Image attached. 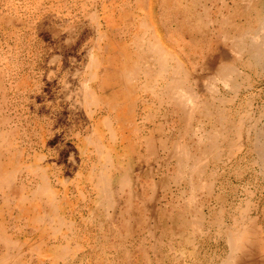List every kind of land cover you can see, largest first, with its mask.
Returning a JSON list of instances; mask_svg holds the SVG:
<instances>
[{
  "label": "bare ground",
  "instance_id": "6f19581e",
  "mask_svg": "<svg viewBox=\"0 0 264 264\" xmlns=\"http://www.w3.org/2000/svg\"><path fill=\"white\" fill-rule=\"evenodd\" d=\"M136 1V13L126 15H130L129 32L133 29L130 40L119 47L110 44L114 53L105 55L106 59L99 56L95 42L100 43L107 28L100 29L99 15L90 13L96 34L87 49L88 60L80 77L75 74L64 80L63 96L88 120L89 132L82 138L80 156L69 152L67 158L72 165L81 166L84 159L89 163L88 173L81 179L93 199L88 215L80 221L93 227L95 235L89 242L84 233L78 238L81 225L66 210L60 211V195L52 189L43 164L21 158L22 149L12 140L16 130L9 131L3 116L0 149L13 150L15 157L0 172V194L12 195L10 203L18 219L24 218L31 230L59 242L55 249L50 247L52 252L44 251L51 264L56 258L65 259L66 264L83 259L80 252L83 255L86 238L101 254L106 255L111 247L113 259L118 251L122 262L139 249L145 255L150 236L161 227L159 222L154 227L152 217L167 214L164 199L178 208L169 215L172 223L162 224L167 243L179 233L192 245L196 238L212 236L222 239L227 250L211 256L207 264H262L263 257L255 253V230L248 209L240 202L227 203L225 187L217 182L225 171L242 173V160L264 171V103L255 105L258 99L250 92L254 81L264 78V0H220L214 17L210 0H188L185 8L179 0H174L175 7L170 0H161L162 19L176 22L167 34L150 20L152 0ZM213 36L218 41L214 47ZM96 79L98 86L92 84ZM138 107L142 109L140 121L132 117ZM163 118L166 124L162 126ZM162 128L166 129L165 139L160 136ZM134 156L157 166V175L148 176L140 192L132 185ZM75 172L80 174L78 168ZM76 184L83 188L79 181ZM233 193L238 196L237 190ZM110 236L115 238L113 242ZM18 240L0 231V243L9 251L0 259L2 264H15L27 248ZM107 257L100 260L98 255L95 264L116 263ZM174 257L177 264L186 259L182 251ZM147 261L144 264H153L152 259ZM159 262L156 258L155 263Z\"/></svg>",
  "mask_w": 264,
  "mask_h": 264
},
{
  "label": "rangeland",
  "instance_id": "374dc122",
  "mask_svg": "<svg viewBox=\"0 0 264 264\" xmlns=\"http://www.w3.org/2000/svg\"><path fill=\"white\" fill-rule=\"evenodd\" d=\"M182 1L181 3L179 0V4L185 8L188 0ZM170 2L174 7L177 6L174 0H170ZM219 2L220 0L208 1L212 17L215 16ZM137 3L139 4L136 0H0V118L2 116L5 118V126L9 131L16 130L12 140L17 147L22 149L21 158L29 163L40 162L43 164L46 174L50 178L52 189L60 195L62 202L60 211L66 210L65 214L71 216L78 227L81 225L77 229L78 238L84 233L88 236V242L96 231L87 222H82L80 219L82 217L84 219L88 215V205L93 199L91 189L86 187L81 179L83 175L84 177L87 175L89 163L84 159L81 166L72 165L68 163L67 158L69 152L76 157L80 156L82 138L86 137L89 132L88 120L86 114L77 110L63 96L64 80H71L70 78H73L75 74L80 77V70L88 60L87 49L95 40L96 34V25L91 21L90 13L95 11L96 15H99L97 22L98 27L101 26L100 29L105 30L107 28V32L100 43L99 40L95 42L99 56L101 59H106L108 56L112 57L114 53L113 49L111 51L109 49L110 44L114 48L115 45L116 47L123 46L130 40L133 29L129 32L131 28L128 27V18L136 13L134 9ZM160 3L161 0H152L149 17L155 28L163 34H167L168 30L176 27V22L162 19ZM128 14L130 15L126 17ZM210 42L213 47L218 43L215 36L210 37ZM189 67L190 62L188 60L187 68ZM101 75L100 71L98 77ZM204 78L201 77L202 80ZM257 79L254 81V87L251 88L252 90L250 89V92L252 96L254 92L255 100L258 99L255 105H260L262 102L264 103V78ZM202 80L198 81V85L202 84ZM96 83L98 86L97 79L92 81L94 86ZM141 111V107L135 108L132 117L140 121ZM165 124L166 120L162 126ZM165 131L162 128L160 133L164 139L166 137ZM160 149L158 148V154L162 152ZM12 154L13 150L10 152L5 150L4 152L0 149L1 173L10 167V160L13 162L15 154ZM133 161L132 185L135 190L140 192L144 183L147 182L148 176L155 174L157 166H154L152 160H148L146 164L141 156H134ZM153 161L157 165V161L155 159ZM241 163H243L240 167L241 174L235 173L234 170L225 171L224 174L220 173L217 183L223 184L225 187L224 198L228 197L227 203L230 201L240 202L244 208L248 209L249 220L255 230L252 235L253 242L257 247L255 253L257 255L260 253L263 261L264 171L260 170L258 165H251L245 160H242ZM136 165L140 166L137 167ZM77 168L80 171L78 176L75 172ZM78 181L83 186L82 189L78 188L76 184ZM127 190L128 188L124 189V191ZM233 190H237V197L234 193L232 194ZM120 193L122 195L124 192L121 191ZM0 197H2V199L0 198V224L2 225L0 231L9 238L20 239L18 241H23L27 247L20 252L15 264H51L48 262L50 261L49 258L45 259L44 251L52 252L50 247L55 249L59 242H56V239L51 240L44 237L42 231L31 230L24 218L18 219L17 210L10 203L13 200L12 195L4 194L1 196L0 194ZM213 199L216 200L215 197ZM134 200L137 201L138 199L135 198ZM166 200L164 199L165 208L163 210L169 214H165L164 218L152 217L151 223L154 227L156 222H159L161 227L155 229V236H150L152 243L147 242L145 255L143 250L139 249L138 253L133 255L135 257L128 258L125 263L118 260V251H116L113 259L111 247L109 250L106 249V255L101 254L92 243L88 244L86 238L83 242L85 244L83 255L80 252L83 259L76 258L74 263L95 264L98 255L100 260L110 255L111 259L115 260V264H144L145 261L148 260V263L151 259L152 263L156 264V258L159 259L160 264H177L174 257L175 253L182 251L186 257L183 264H207L210 262L211 256L226 252L227 245L225 242L212 236L202 239L196 238L194 245H192L183 241L182 233H179V237L175 235L167 243L168 237H164L162 224L172 223L169 215L174 209L176 212L178 208L170 206ZM231 211H234L233 206ZM114 240L115 238L112 236L109 237L110 242ZM3 247L0 243V259L9 252L6 247L3 250ZM255 253L254 256H257ZM22 255L23 257H21ZM139 256H141L140 259H138ZM40 257L43 258L40 259ZM54 261V264H66L65 259L56 258Z\"/></svg>",
  "mask_w": 264,
  "mask_h": 264
}]
</instances>
